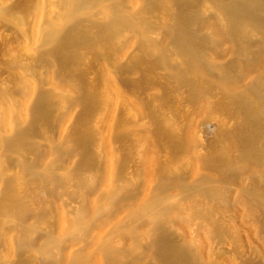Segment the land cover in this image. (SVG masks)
I'll return each mask as SVG.
<instances>
[{
  "label": "rangeland",
  "instance_id": "rangeland-1",
  "mask_svg": "<svg viewBox=\"0 0 264 264\" xmlns=\"http://www.w3.org/2000/svg\"><path fill=\"white\" fill-rule=\"evenodd\" d=\"M77 2L0 0V264H264V0Z\"/></svg>",
  "mask_w": 264,
  "mask_h": 264
},
{
  "label": "bare ground",
  "instance_id": "bare-ground-1",
  "mask_svg": "<svg viewBox=\"0 0 264 264\" xmlns=\"http://www.w3.org/2000/svg\"><path fill=\"white\" fill-rule=\"evenodd\" d=\"M68 1H69V0H68ZM71 2H72V3L76 2V4L78 3L77 0H71ZM68 4H69V3H68ZM70 4H71V3H70ZM74 4H75V3H74ZM76 4H75V5H76ZM73 7H74V6H73ZM70 10H71V9H70ZM110 10H111V9H110ZM111 11H112V10H111ZM68 12H69V9H68ZM1 112H2V111H1ZM1 114H2V113H1ZM0 116H1V115H0ZM1 125H3V124H1ZM159 212H161V211H159Z\"/></svg>",
  "mask_w": 264,
  "mask_h": 264
}]
</instances>
